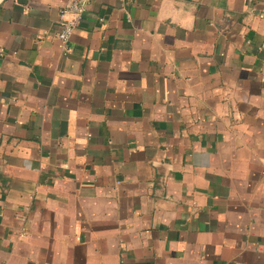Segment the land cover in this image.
I'll return each mask as SVG.
<instances>
[{
  "label": "crops",
  "instance_id": "0c3cea01",
  "mask_svg": "<svg viewBox=\"0 0 264 264\" xmlns=\"http://www.w3.org/2000/svg\"><path fill=\"white\" fill-rule=\"evenodd\" d=\"M68 2L0 0V264H264V0Z\"/></svg>",
  "mask_w": 264,
  "mask_h": 264
},
{
  "label": "built area",
  "instance_id": "2783aa9c",
  "mask_svg": "<svg viewBox=\"0 0 264 264\" xmlns=\"http://www.w3.org/2000/svg\"><path fill=\"white\" fill-rule=\"evenodd\" d=\"M90 0H69L65 8L60 10V25L61 29L57 33L56 37L61 42L67 41L74 29L75 22L82 17V14L88 7ZM71 11L75 17L74 19H68L65 14Z\"/></svg>",
  "mask_w": 264,
  "mask_h": 264
}]
</instances>
